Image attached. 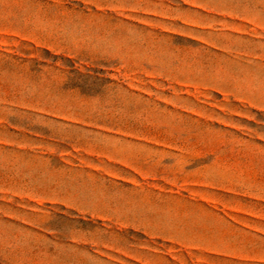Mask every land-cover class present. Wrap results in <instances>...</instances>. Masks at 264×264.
<instances>
[{
	"label": "rangeland",
	"instance_id": "obj_1",
	"mask_svg": "<svg viewBox=\"0 0 264 264\" xmlns=\"http://www.w3.org/2000/svg\"><path fill=\"white\" fill-rule=\"evenodd\" d=\"M0 264H264V0H0Z\"/></svg>",
	"mask_w": 264,
	"mask_h": 264
}]
</instances>
